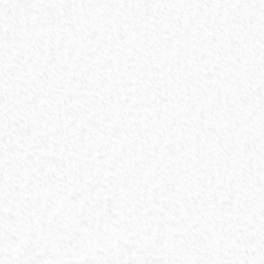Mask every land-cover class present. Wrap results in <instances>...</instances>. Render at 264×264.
<instances>
[{"label":"snow or ice","instance_id":"1","mask_svg":"<svg viewBox=\"0 0 264 264\" xmlns=\"http://www.w3.org/2000/svg\"><path fill=\"white\" fill-rule=\"evenodd\" d=\"M0 264H264V0H0Z\"/></svg>","mask_w":264,"mask_h":264}]
</instances>
